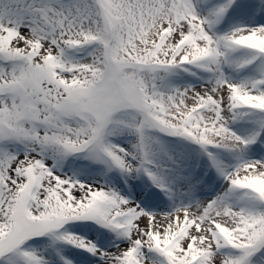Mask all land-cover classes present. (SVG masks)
I'll use <instances>...</instances> for the list:
<instances>
[{
  "label": "snow or ice",
  "instance_id": "obj_1",
  "mask_svg": "<svg viewBox=\"0 0 264 264\" xmlns=\"http://www.w3.org/2000/svg\"><path fill=\"white\" fill-rule=\"evenodd\" d=\"M0 264H264V0H0Z\"/></svg>",
  "mask_w": 264,
  "mask_h": 264
}]
</instances>
